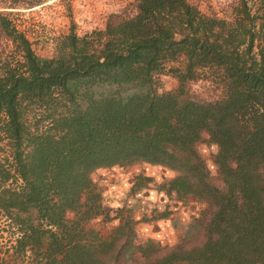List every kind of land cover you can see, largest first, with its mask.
<instances>
[{"label": "trees", "instance_id": "16d2710c", "mask_svg": "<svg viewBox=\"0 0 264 264\" xmlns=\"http://www.w3.org/2000/svg\"><path fill=\"white\" fill-rule=\"evenodd\" d=\"M258 2L253 13L247 0L234 1L221 18L190 0H138L133 17L112 16L104 30L80 37L73 26L52 59L39 57L0 13V42L14 47L0 53V217L13 230L14 258L264 264V0ZM182 59L183 67H169ZM207 71L223 98H189L188 85ZM163 74L178 82L177 91L159 92ZM204 135L218 147L220 187L197 148ZM140 163L177 173L163 187L205 206L172 249L139 243L131 220L106 238L88 227L112 212L93 174ZM2 251L0 244L5 264Z\"/></svg>", "mask_w": 264, "mask_h": 264}, {"label": "rangeland", "instance_id": "374dc122", "mask_svg": "<svg viewBox=\"0 0 264 264\" xmlns=\"http://www.w3.org/2000/svg\"><path fill=\"white\" fill-rule=\"evenodd\" d=\"M199 8L211 15L218 13L222 18L226 15L222 10L238 0H190ZM252 12L255 13L259 0H247ZM138 0H43L38 6H14L11 0H0V13L8 16L17 29L26 34L32 43L35 53L46 59L57 56V44L63 37L71 33L72 27L78 36L83 37L95 30H104L111 17L130 18L136 13ZM0 42V53L11 54L14 47ZM258 50L256 49L255 52ZM182 59L169 67H183ZM211 71L205 72L200 81L190 83L187 87L189 98L201 102H215L223 98V91L217 87ZM160 93L177 91L178 82L169 75L157 78ZM204 140L197 148L204 159L213 183L222 186L219 167L214 157L218 147ZM178 174L161 166L148 163L136 164L127 169H101L93 174L94 182L103 189L104 202L112 209L110 219L99 217L88 224L102 237H108L113 229L122 222L131 220L137 240L144 243L152 240L164 249H172L182 243V240L193 220L204 211V204L188 199L178 200L163 186ZM147 179L143 186H138V178ZM134 208L132 215L127 210ZM120 212V213H119ZM1 215V214H0ZM121 215V216H118ZM153 215H166L165 218L153 219ZM74 214H68L72 219ZM7 220L0 217V244L5 264H25L28 258L13 257V230L7 227ZM140 257V256H139ZM30 258V257H29Z\"/></svg>", "mask_w": 264, "mask_h": 264}]
</instances>
